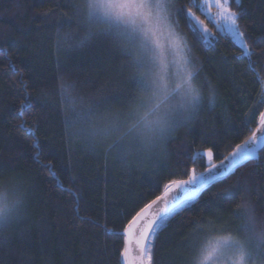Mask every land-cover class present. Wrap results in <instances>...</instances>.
<instances>
[{
    "label": "trees",
    "instance_id": "obj_1",
    "mask_svg": "<svg viewBox=\"0 0 264 264\" xmlns=\"http://www.w3.org/2000/svg\"><path fill=\"white\" fill-rule=\"evenodd\" d=\"M87 7L0 0V192L13 208L0 264H120L119 233L136 213L242 144L264 110V0H230L248 55L191 30L205 18L193 0H174L199 103L146 144L137 61ZM220 237L264 260V148L155 228L147 264H194Z\"/></svg>",
    "mask_w": 264,
    "mask_h": 264
},
{
    "label": "rangeland",
    "instance_id": "obj_2",
    "mask_svg": "<svg viewBox=\"0 0 264 264\" xmlns=\"http://www.w3.org/2000/svg\"><path fill=\"white\" fill-rule=\"evenodd\" d=\"M119 2L123 0H87L88 16L123 41L137 61L143 92L139 113L143 121L136 135L142 133L143 143H151V136L158 138L166 134L174 124L197 110L199 94L193 81L188 46L172 20L174 0H127L136 5L131 14L116 11L113 5ZM217 3L233 12L230 0H199L198 9L205 21L200 20L197 28L202 25L207 29V40L217 35L230 37L246 55L243 35L238 38L232 34L230 21ZM200 31L205 37L203 30ZM10 202L1 191L0 226L13 214ZM194 264H264V260L254 256L247 242L220 237L205 244Z\"/></svg>",
    "mask_w": 264,
    "mask_h": 264
},
{
    "label": "water",
    "instance_id": "obj_3",
    "mask_svg": "<svg viewBox=\"0 0 264 264\" xmlns=\"http://www.w3.org/2000/svg\"><path fill=\"white\" fill-rule=\"evenodd\" d=\"M262 114H264V110ZM253 133H257V142L255 144L248 145L249 148L254 149V152H252L250 156H248L246 159H241L240 157H237L238 163L232 164V161L226 159V157H230L233 152L237 151V147H235L227 156H225L224 158H222L217 162H214L201 173H195L193 170H191L189 176L186 179L180 181H187L193 175L197 177L200 176L208 177L211 175H216L218 177L217 180H213L211 184H205L203 186H201L198 181L196 184L189 185L186 189L181 190V192L186 195L188 192L196 191L197 195L194 198L196 199L203 190H205L207 187L211 186L215 182L225 179L238 167L242 166L247 162H256L258 160L259 153L264 148V119H262L261 115L258 118L256 126L252 131L251 135L240 145H244L246 141H249ZM241 151L243 152L244 149H241ZM207 152L208 151L201 152V156L207 162L212 161L213 156L209 158ZM221 165H223V167H220ZM230 165L233 170L229 172L228 168ZM221 172H226L227 173L226 176L221 177L220 176ZM169 185L170 187L167 195L165 194V189H164V191L158 196V197H162L163 199L158 201L157 205H154L152 209H150L146 213L145 217L142 218L140 222H138V224L133 228L132 231L125 234V228L128 226L129 222L132 220L131 219L124 227V229L119 233V235L123 238V251L120 256V264H145V252L143 251V249L146 248L149 237L148 239H145L144 233L148 231V226L150 222L156 219V217L160 213V210L169 205V201L171 200V198L174 195H180V193L177 192L176 185L173 184H169ZM151 202L148 204H151ZM126 248H127V252H125Z\"/></svg>",
    "mask_w": 264,
    "mask_h": 264
},
{
    "label": "snow or ice",
    "instance_id": "obj_4",
    "mask_svg": "<svg viewBox=\"0 0 264 264\" xmlns=\"http://www.w3.org/2000/svg\"><path fill=\"white\" fill-rule=\"evenodd\" d=\"M237 3H239V0H236ZM193 4L196 7H201L200 5H196L195 0H193ZM217 7H220L223 9V14L226 15L227 19L230 21V30L232 31V34L236 37H242V33H240L238 27L236 26L237 22V14L235 12H231L228 10V8L225 5L216 4ZM186 16L190 18L191 20H195L194 15L189 10L186 13ZM199 22H197L198 24ZM214 23V22H213ZM203 30L205 33V39H208L207 29H203L202 25L197 28L196 25L191 26V30L193 31H200ZM242 47L245 48V54L247 53V46L242 44ZM262 119H264V114H261ZM28 131H31L30 129ZM257 142V133H253L252 137L249 141H246L244 145H237V151L233 152L230 157H226V159L232 161V164H237L238 160L237 157H240L241 159H246L248 156L254 152V149H251L248 147L250 144H255ZM241 149H244L242 152ZM207 155L209 158L212 156L211 150L207 152ZM220 167H223L221 165ZM231 165L228 168V171H232ZM226 172H221L220 176H226ZM218 177L216 175L211 176H200L197 177L193 175L189 180L187 181H172L171 184L176 185L177 192L180 193V195H174L171 200L169 201V205L164 207L160 210L159 215L156 217L155 220L151 221L148 226V231L144 233L145 239H148L152 235L153 229L157 228L161 223H163L171 214H174L179 208H182L186 205H188L197 195L196 191L188 192L186 195L181 192V190L186 189L189 185H194L198 181L201 186L205 184H211L213 180H217ZM170 185H165V194L167 195ZM162 197H157L155 200L151 202V204L146 205L144 208H142L139 212L136 213V215L132 218V220L129 222L128 226L125 228V234L132 231L133 228L138 224V222L141 221L142 218L145 217L146 213L152 209L154 205H157V202L162 200ZM143 251L146 253L147 248H144ZM125 252H127V248L125 249ZM148 260L151 261V256H148Z\"/></svg>",
    "mask_w": 264,
    "mask_h": 264
},
{
    "label": "clouds",
    "instance_id": "obj_5",
    "mask_svg": "<svg viewBox=\"0 0 264 264\" xmlns=\"http://www.w3.org/2000/svg\"><path fill=\"white\" fill-rule=\"evenodd\" d=\"M113 7L116 11L127 14H131L136 9V5L129 4L127 0L116 3L115 5H113Z\"/></svg>",
    "mask_w": 264,
    "mask_h": 264
}]
</instances>
